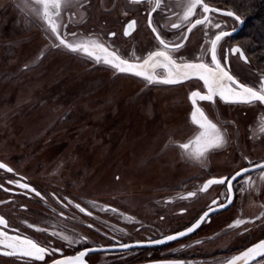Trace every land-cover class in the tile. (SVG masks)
<instances>
[{
	"label": "rangeland",
	"instance_id": "1",
	"mask_svg": "<svg viewBox=\"0 0 264 264\" xmlns=\"http://www.w3.org/2000/svg\"><path fill=\"white\" fill-rule=\"evenodd\" d=\"M183 1L165 4V23L182 14L185 17ZM83 2L86 5L76 9V16L64 8L59 15L65 37L81 35L79 25L85 22L79 19L81 14L115 23L123 16L122 8L129 5L126 0ZM32 8H36L32 0L28 7L25 0H0V158L25 174L40 194L31 199L15 197L11 203L4 199L3 209L13 223L21 222L45 242L64 250L75 248L78 242L79 248L107 242L113 235L146 237L177 228L195 215L210 197L204 191L205 178L233 171L245 163V155L251 159L264 155V133L259 132L264 109L218 99L197 102L196 107L216 126L217 132L207 130L208 137L219 134L223 144L195 159L189 154L194 149L179 147L205 131L192 121L186 92L190 80L164 83L169 73L163 74L162 58H155L153 69L147 71L161 76L150 82L71 51L57 43L39 10ZM201 14L202 9L194 12ZM215 23H220L219 30ZM236 25L233 17L211 12L208 21L194 28L184 51H193L195 59H172L177 64L209 63V33ZM104 38L106 43L97 37L98 43L119 49V56L127 51L125 39L116 37V44ZM148 40L151 47L150 36ZM168 54L178 55L176 51ZM256 56L250 53V64L234 58V71L251 81L256 73L263 74L264 59ZM257 67L263 69L252 71ZM193 175L203 179L194 182ZM262 176L261 172L253 175L250 188L239 191L229 211L242 215L247 224L257 219L260 234L264 232ZM187 191L193 195L183 199ZM180 207H186L187 213H175ZM58 211L65 212V217ZM162 214L176 219L162 220ZM88 223H94V228ZM213 225H205L197 236L202 237ZM226 229V225L217 227L216 235L225 234ZM112 256L96 253L90 260L99 264Z\"/></svg>",
	"mask_w": 264,
	"mask_h": 264
},
{
	"label": "flooded vegetation",
	"instance_id": "2",
	"mask_svg": "<svg viewBox=\"0 0 264 264\" xmlns=\"http://www.w3.org/2000/svg\"><path fill=\"white\" fill-rule=\"evenodd\" d=\"M83 1L84 0H61V8L59 15L62 13V10L64 8V12L68 13V15L76 16L77 15L76 9L79 8L80 11L81 10L80 8L86 5ZM126 1L129 3V5L126 6L125 8H122L123 16H121V18L115 23H111L106 19L101 21H99V19L94 20L91 18L90 15L87 16V13L86 16L83 18L81 14L79 19L84 20L85 22L79 25V31H80L79 34H85V35L89 34L90 36L96 38L101 37V39L104 42H105L104 37L108 36L110 38L109 41L112 42L115 41L116 44H117L115 39L116 37H121L125 39L126 41L124 42L125 45H128L127 46L128 49L126 52H123L120 55L123 54V56L121 57L130 61L145 59L147 55L153 52L167 51V49H165L164 46L159 43L157 36H159L160 39H163L165 43L169 45V48H174L176 44L183 45V47H181L179 50L176 51L178 53L177 56L175 55L173 56V54H171L173 59H177L178 57L184 61H188V60L190 61L195 59L193 51H191L190 54L189 52L185 53L184 51L187 48V45L190 44V39L191 36L193 35L192 33L194 32V28H192V30L189 31L191 22L196 18L200 17L202 14L199 16H195L193 13V16L188 19H185V17L183 18V14H182L181 16H179V18L174 19L169 23H165L164 18H162V13L163 11L164 12L168 11L165 4L169 0H160L161 5L164 6L163 7L164 10H162L159 16H157L155 13L152 14L153 23L150 26L149 12H151V9L155 7L156 0H126ZM205 2L211 4L207 0H205ZM186 9L187 7L184 8L183 11L186 12ZM197 9L200 10L201 8H197ZM164 16H167V14ZM222 16L226 17L225 15ZM241 17L243 18V16ZM90 20L93 21L92 24L89 23ZM94 21L96 22L94 23ZM133 21L135 22V24L133 25V27H129V24H131ZM173 24L180 25V27L174 29L172 28ZM153 27L157 29L156 32L152 31ZM229 29L224 27V29L221 31H226ZM241 29L236 33L230 35L229 37H225L220 42V45H218V58L221 60V65L225 67V70L228 71L229 74L235 78V80L245 84L246 86L255 87L257 90H259L260 88L259 82L264 81V73L260 75L256 73L257 76L252 77L253 80L251 81L249 79L242 77L239 73L234 71L233 68L234 58H237L239 61H242L246 64L251 63L250 53L247 51L245 46L240 41L236 40L238 37L237 35L242 31ZM139 31L143 32V34L140 33ZM126 32L128 34H125ZM218 32L219 31L214 33H209V44L207 47V57L209 60V64H211V54L209 51L211 47L210 42L213 39L214 35L217 34ZM137 34H139V37L135 36ZM148 36H150V39L153 43L151 47L149 46ZM185 36L187 37V39H184ZM228 39H231L232 41L230 42ZM232 47H239L245 53V56L247 57V61L240 59L239 54L233 55L230 51ZM113 49L115 52L116 50L119 51V49H116L115 47ZM225 56H227V60L224 59ZM161 61L164 62L163 59ZM260 68L261 67L253 68L252 71L258 72V69ZM161 69L163 70V74L167 75V73H169V69L164 68L163 66L161 67ZM145 74H149V72ZM159 77L156 78L160 79ZM188 80H190V82H188L186 85V87H188L186 92L192 111H194V106L192 104V100L189 94H191L194 91H198L201 94L206 95L207 88L203 85V82L200 81L198 78L193 77ZM225 83H227V81H225ZM218 99L225 101L221 99L219 96H214L212 101H216ZM197 102H204V101L197 100ZM228 103L249 105L248 103H236V102H228ZM256 105L264 109V103L255 102L251 104V106H256ZM196 106L197 103L195 107ZM192 113L193 112H191V114ZM260 128L261 125L257 126L258 130ZM259 132L264 133V125ZM215 135L216 134H214V136ZM210 137L211 136H209L208 138ZM245 157L247 159H245ZM244 160L245 163L238 166L229 173L219 174L213 177L208 176L207 178H205L204 184L209 179H222L225 177L230 178L231 175H234L235 172L239 171L242 167H249L250 166L248 164L249 160L252 161L254 164L264 163V155L253 159H251L248 155H245ZM0 162L7 164L9 166L8 168L12 169V171L9 172L7 171V169L0 168V171L2 172L0 173V218H2L4 221V224L0 225V232L6 233L7 237H19L21 240H31L39 247L46 249V254L43 260H39L35 257L24 256L19 252V250H17V254L15 255H8L7 253L13 251V249L9 248L7 245L16 243V241L9 240L5 236H0V264H49L54 259L60 257L78 255L79 252L91 247H96V248L107 247V249L87 252L84 257L85 264H92L90 260V255L96 253L113 254L110 260L99 264H222L233 254L245 249L247 246L259 241L264 237V232L261 234L259 232L260 224L257 219H254L250 224H247L248 221L244 220L245 223L237 227H230L231 225H234L236 221L235 219L238 218L237 216H240V220H243L242 215H238V214L232 215V212L230 213L229 211L235 204L236 199L238 198L239 195V191L250 188L253 175L260 172L259 170H255L249 175L243 177V179L241 180V184L243 185L242 188H241V184L233 182L234 186L231 193L232 202L230 204H228V201L226 199V194H227L226 185L214 184L208 188L210 189L213 186L217 187V188L216 187L212 188L211 192L208 191V189L204 190L207 191V193H210V197L207 199L206 204H204L203 207H201V209L195 215H193L191 218H188L185 223L181 224L177 228L168 229V230L167 229L163 230L161 228L162 229L161 232L155 231L153 234L148 235L146 237H118L113 235L107 242L83 245L80 248L78 242L75 244L76 245L75 248H72L71 250H64L60 245L56 243L51 244L49 242H45L44 240H42L41 237H38L33 232V230H31L30 228H25V226H23L21 222H15V223L12 222L8 212L3 209L4 199H7L8 202L10 200L13 201L15 197H23L25 199H31L37 193V188L32 182L29 181L28 177L25 174L16 171V169L7 161L0 158ZM262 175L264 181V174ZM192 177L194 182L197 183H199L200 180L203 179V177L201 176L197 177L193 175ZM240 179L241 178H238V180ZM20 183L28 184L29 188L28 189L20 188L18 186ZM189 193L193 194L192 191L184 192L182 195L183 199L186 197H190L188 195ZM213 201H217V203L213 204ZM9 203H11V201ZM221 204H227V206L220 207ZM7 205L8 203L5 204V207H7ZM20 206L22 209H26L25 204H21ZM209 207L215 210L209 211ZM106 208L107 207H105V209ZM187 211L188 210L186 207H180L177 209V212L175 213L184 214L187 213ZM205 212H208V216L203 222L199 224V226L193 232L187 233V235L178 237L175 240H170V241L166 240V237L177 235L178 233L187 230L193 224H196L197 221L200 220V217L203 216ZM58 215L65 217V212L58 211ZM160 218L162 220H165L166 218L167 221L172 222L175 216L174 215L165 216L162 214ZM212 223L214 224L213 227L212 228L210 227L209 228L210 230L207 229L208 231L205 232L202 237L197 236L200 231H204L205 225L208 224L209 226L212 225ZM88 225L89 227H93L94 223L92 224L88 223ZM224 225H226V227L228 228L226 229L225 234L221 236L216 235L218 233L217 227H222ZM83 238L86 239L87 237L83 236ZM222 239L224 241L219 243V241ZM158 240H163L165 242L152 243V241H158ZM186 240H188L189 242L186 243ZM133 244H140V245H133ZM124 245H127V247H123ZM261 264H264V261H261Z\"/></svg>",
	"mask_w": 264,
	"mask_h": 264
},
{
	"label": "snow or ice",
	"instance_id": "3",
	"mask_svg": "<svg viewBox=\"0 0 264 264\" xmlns=\"http://www.w3.org/2000/svg\"><path fill=\"white\" fill-rule=\"evenodd\" d=\"M32 3L36 5V8H32V11L39 10V14L42 15L43 19L47 21L48 25L51 27V31L57 35L59 38L60 34L57 31V24L55 23L53 17L58 16L61 8V0H32ZM25 7H28V0H25ZM164 6L161 5L160 0H156V5L149 12V25L151 26L153 23L152 14L155 13L157 16L160 15ZM197 8H202L203 19H197L195 24H193V28L197 25H203L206 21L209 20V16L207 15L210 12L219 13L221 10L219 8H210L208 3H204L203 0H190L187 5V9L185 12V19H188L193 16L194 11ZM228 17H235V20L239 21L240 17L236 16L232 11H228L223 13ZM135 22L133 21L129 24V27H133ZM158 24V21H157ZM180 25L173 24L172 28H179ZM215 28L220 29V23H215ZM192 29H189L191 31ZM153 32H156L157 29L155 27L152 28ZM125 34H128L127 32ZM231 32L228 31H219L218 34L214 35V39L211 40L210 54H211V64L209 63H184L177 64L175 60L168 54L169 51H177L181 47L182 44H176L174 48H169V45L165 43L163 39L159 40V43L164 46L167 51H158L150 54L148 60L144 61L143 65L129 64L126 60H121L119 56L115 55V53H108L107 49H104L103 46L100 47L101 51L105 53L104 63L110 64L115 68L119 69L121 72H133L137 69H143L149 65L150 61L154 58L160 59L162 58L164 63L163 67L169 69V79L164 80V83L172 84L179 83L182 80L190 79V78H198L203 82V85L207 88V94H201L198 91H194L191 93V100L194 106V111L192 113V121L194 124L199 125L201 129L205 131L201 132L194 140L179 145L180 148L184 150L194 149V151L189 154L192 155L195 159H199L202 157L205 152L214 147H220L223 144V137L219 134H216L214 138H208V129L213 130V132H217L216 126L207 120V117L204 115L203 111L199 107H195L197 100L200 101H212L214 96H219L221 99L226 102H236V103H248L252 104L255 102L264 103V81H260V88L257 90L255 87L246 86L243 83L235 80V78L229 74L228 71L225 70V67L221 65V60L218 58V45L225 38L229 37ZM184 39H187L185 36ZM60 44L64 45L71 51H82L83 53L92 56L93 53L89 50V46L87 44H77L73 45L70 43H66L64 39H60ZM233 55L239 54V58L247 61V57L245 53L239 47H232L230 49ZM95 60H101V56L97 55L94 57ZM227 60V56L224 57ZM136 75H145L144 71H135ZM175 75L178 79H173L172 76ZM150 82L152 81V76H146ZM227 81V83H225ZM245 159H247L245 157ZM249 167H242L239 171H236L234 175H231L230 178L225 177L222 179H209L204 184V190H207L211 185L220 184L226 185L227 194L226 199L228 204L232 202V190H233V182L241 184V180L246 175H249L255 170H259L262 174H264V163H253L252 161H248ZM0 168L7 169V171L11 172L12 169L8 168L7 165L0 163ZM238 178H241L238 180ZM20 188L28 189L29 185L26 183H20L18 185ZM241 184V188H242ZM34 191V189H33ZM36 195H40L36 193ZM192 196V193L188 194ZM217 201H213V204H216ZM227 204H221L220 207H226ZM79 207V205H77ZM215 209L209 207V211H214ZM84 211V209H81ZM208 216V212H205L203 216L200 217V220L197 221L196 224H193L191 227L187 229V232H180L177 235H172L166 237V240H175L179 236H185L187 233L193 232L201 222H203ZM245 223L244 220H236L234 225L230 227H237L241 224ZM4 224L2 218H0V225ZM0 236H5L9 240H15L16 243L7 245L9 248H12L13 251L7 253L8 255L17 254V250L28 257H35L39 260H43L46 254V249L39 247L37 244L33 243L31 240H21L19 237H7L6 233L0 232ZM163 240L152 241V243H164ZM123 247H127L124 245ZM86 253L84 251L79 252V254L75 257H68L66 259L57 260L55 264H85L84 257ZM243 260L245 264H261V261H264V240H260L259 243L254 244L252 247L247 248L246 251L241 253L238 256L232 257L227 264H237L238 261Z\"/></svg>",
	"mask_w": 264,
	"mask_h": 264
},
{
	"label": "water",
	"instance_id": "4",
	"mask_svg": "<svg viewBox=\"0 0 264 264\" xmlns=\"http://www.w3.org/2000/svg\"><path fill=\"white\" fill-rule=\"evenodd\" d=\"M190 2V0H184L183 1V8L182 9H184V8H186L187 7V5H188V3ZM203 2L204 3H207V2H205V0H203ZM209 4V3H208ZM209 7L210 8H219L221 11L219 12V14H221V15H224L223 13H225V12H228V11H232L233 13H235V15L236 16H239V14L238 13H236L233 9H230L229 7H225V6H222V5H219V4H217V5H209ZM202 9V8H201ZM195 12V11H194ZM211 13V12H210ZM210 13H208L207 15L209 16V14ZM226 16V15H225ZM240 17V20L239 21H237V25L234 27V28H232V29H229V30H226V31H228V32H231V35L232 34H234V33H236L237 31H239L241 28H242V26H243V23H244V18H242L241 16H239ZM234 19H235V17H233ZM53 19H54V21H55V23L57 24V31L59 32V34H60V36H59V38H57V35L55 34V33H53V35H54V37H55V39H56V41H57V43L59 44V45H61L60 44V39H64L65 41H66V43H70V44H73V45H77V44H87L88 46H89V50L93 53V55L92 56H90V57H92V58H94L95 56H97V55H99V56H101V60H99V61H101V62H103L104 63V56H105V53L103 52V51H101V49H100V47H98V48H96V46H94L95 44L96 45H98V46H103V48L104 49H107V52L108 53H115V55H117V56H119L118 54H117V52H115L114 50H112V49H110V48H108V47H106V46H104V45H102V44H99L98 43V39L96 38V37H93V36H86V35H84V34H81V35H79V37H77V38H74V37H65L63 34H62V32H61V20H60V16L58 15L57 17H53ZM197 19H203V14L200 16V17H198V18H196L195 20H193L192 22H191V25H190V27H189V29H192L193 27V24H195V21L197 20ZM47 22V21H46ZM47 25H48V23H47ZM49 26V25H48ZM49 28H50V30H51V27L49 26ZM218 34V33H217ZM213 39H214V37H213ZM90 45H92L93 47H91ZM61 46H64V45H61ZM65 47V46H64ZM67 48V47H66ZM79 52H82V51H79ZM83 53V52H82ZM85 54V53H84ZM87 55V54H86ZM89 56V55H88ZM120 57V59L121 60H126L129 64H136V65H143L144 64V61H146V60H148V58L149 57H146L145 59H141V60H132V61H130V60H127V59H125V58H123V57H121V56H119ZM95 59V58H94ZM155 61V58L152 60V61H150V63H149V65L148 66H146L145 68H143V69H137V70H134L133 72H127V73H130V74H134V75H136L135 74V71H144V73H147V71L148 70H150V69H153L152 68V63ZM112 66V65H111ZM114 67V66H113ZM116 70L117 71H120L119 69H117L116 68ZM121 72V71H120ZM152 76L153 77V79H158V78H156L157 76L154 74V73H151V74H145V75H143V77H146V76ZM138 76H141V75H138ZM142 77V76H141ZM0 163H2V162H0ZM3 164H5V163H3ZM5 165H7V164H5ZM7 167H9L8 165H7ZM183 232H187V230H185V231H183ZM179 237H182V236H179ZM260 240H264V237L262 238V239H260ZM260 240L259 241H257V242H255V243H253V244H251V245H249V246H247L245 249H243V250H241V251H239V252H237V253H235V254H233L232 256H230L227 260H225L222 264H227V262L232 258V257H234V256H238V255H240L241 253H243L244 251H246L247 250V248H249V247H252L254 244H256V243H259L260 242ZM133 245H140V244H133ZM103 249H107V247H103V248H96V247H91V248H87V249H85V250H83L85 253H87V252H90V251H95V250H103ZM75 256H77V255H74V256H66V257H60V258H57V259H54L53 261H51L49 264H55V261H57V260H62V259H66V258H68V257H75ZM84 259V258H83ZM237 264H245V262L243 261V260H241V261H238L237 262Z\"/></svg>",
	"mask_w": 264,
	"mask_h": 264
},
{
	"label": "trees",
	"instance_id": "5",
	"mask_svg": "<svg viewBox=\"0 0 264 264\" xmlns=\"http://www.w3.org/2000/svg\"><path fill=\"white\" fill-rule=\"evenodd\" d=\"M210 3L232 8L245 17L243 30L237 35L249 53L264 59V0H207Z\"/></svg>",
	"mask_w": 264,
	"mask_h": 264
}]
</instances>
